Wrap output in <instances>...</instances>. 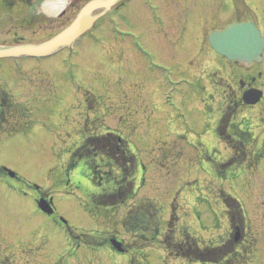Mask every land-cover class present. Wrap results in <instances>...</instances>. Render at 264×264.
I'll list each match as a JSON object with an SVG mask.
<instances>
[{"label": "rangeland", "instance_id": "obj_1", "mask_svg": "<svg viewBox=\"0 0 264 264\" xmlns=\"http://www.w3.org/2000/svg\"><path fill=\"white\" fill-rule=\"evenodd\" d=\"M46 1L7 0L8 9L0 0V45L42 43L62 32L88 2L65 0L61 12L49 16L41 10ZM244 1L235 6L232 0H139L110 16L114 7L107 14L99 9L92 14H102L96 28L71 47L45 57L0 60L1 85L29 109L10 125L32 126L0 139V174L7 169L21 179L0 178V264H124L125 257L111 249L90 250L78 242L71 247L65 226L39 209L36 188L46 199L52 196L54 214L78 229L79 240L96 231L98 238L112 234L142 247L144 264H210L176 259L167 249L182 231L202 247L231 251L217 264H264V154L256 164L260 149H242L238 156L246 167L223 166L231 150L212 134L227 103L224 95L236 101L238 82L248 75L219 57L207 37L249 20L264 33V0ZM255 68L251 73L263 71L264 60ZM260 108L264 102L242 104L234 123L257 135L263 130ZM107 131L129 140L137 157L136 194L118 205L107 198L93 201L98 187H114L106 182L109 168L92 164L89 173L81 159L72 167L80 143ZM115 169L112 174L120 175ZM98 175L106 177L102 185ZM225 202L247 221L237 240L228 233V217L239 214L224 209ZM148 203L162 206L161 215L174 221L165 226L170 232L161 228L166 241L148 243L122 224L138 213L137 204Z\"/></svg>", "mask_w": 264, "mask_h": 264}, {"label": "water", "instance_id": "obj_2", "mask_svg": "<svg viewBox=\"0 0 264 264\" xmlns=\"http://www.w3.org/2000/svg\"><path fill=\"white\" fill-rule=\"evenodd\" d=\"M116 1L92 0L79 11L73 22L56 36L41 44L0 46V58L47 56L56 52L59 48L70 46L73 41L87 32L98 19L99 16L92 15L93 11L100 8L109 9ZM209 42L219 54L247 66L252 64L253 61H260L264 49V37L260 35V31L255 28L253 23L229 25L224 31L211 33ZM254 96L250 99L245 98V101L254 103L259 98V94L255 93ZM39 207L47 213L53 212L49 203L43 199L40 200ZM113 244L120 250L119 244L115 241H113Z\"/></svg>", "mask_w": 264, "mask_h": 264}, {"label": "trees", "instance_id": "obj_3", "mask_svg": "<svg viewBox=\"0 0 264 264\" xmlns=\"http://www.w3.org/2000/svg\"><path fill=\"white\" fill-rule=\"evenodd\" d=\"M7 102L8 101L5 100V104L7 105V107H12V105H14V104L10 105L9 103L7 104ZM12 111L16 112V110H12ZM20 112L23 113L22 109L20 110ZM12 116H15V113H13ZM239 136L242 138L244 137L246 140V137L243 135V133L239 134ZM120 142H123V141H120L118 137L106 135V136H102V137H96L94 139V141H92V143H91L93 146V150L95 151V153H94L95 156H97V155L99 156V154H103V155H100V157L103 158V160L107 164V166H111L109 168L110 171L112 168L118 167L122 173L121 175L117 176L116 178L112 174L113 177L111 175L110 178H108V180H106V181L110 180L114 187H112L111 190H109V193L106 192L104 194L94 196L93 201L95 203L97 201L98 202L106 201V198H107L111 202V203H108L109 205H118L120 202H124L125 200H127L128 197L131 198V196L134 194L133 173H135V170H136V168H135L136 157L131 151H128L126 148L125 149L121 148L119 146ZM242 149H245L243 145L232 147L234 154H233L232 158L229 160V162L226 163V165L241 164L243 159L239 158L238 154L240 151H242ZM256 158L258 160L256 162V164H257L259 162V160L262 158V153L261 152L258 153L256 155ZM92 164H94V163L91 162V166H92ZM112 199H114V200H112ZM225 204L228 207L227 208L228 212H236L237 211V214H239V215H236L235 213H233V214L229 215L230 224L234 225V223H236L238 221L242 222L243 221V216H242L243 213L240 211V209H237L238 207H235L236 211H234L231 209L232 206L230 207V205H228L226 202H225ZM153 209L155 210L157 208L152 203H148V205L147 204L139 205L138 206L139 211L137 213L138 215L132 216V217H129V219H126L124 221L125 227L127 229L130 227V230L132 229L134 231L137 229H141L142 226H140V225L145 224L143 226L144 230L151 228L152 232L156 233L158 231V226H159L160 221L156 220L154 222L151 219V216L153 214ZM147 212H148V214H147ZM127 224L129 227L127 226ZM180 234H181L180 235L181 238L190 237V233L188 231H182ZM69 236H70L71 240H73V242H77V240H79L80 237H83V236H80V234L78 235L77 232H74L73 230H69ZM181 238H180L179 242L175 243V246L178 247V249H179L178 251H180V249H182L184 247L183 246L184 241ZM171 239H173V236L171 237ZM84 242L86 244H88L89 246L95 245V243H96L95 236L86 237ZM171 243H174V242H171ZM229 252H231V251H229V250L226 251L224 246H222V245L216 246V247H206L202 250L197 248V259L202 261V262H210V263L212 262L214 264H217V263L221 262L227 256V254H229Z\"/></svg>", "mask_w": 264, "mask_h": 264}, {"label": "flooded vegetation", "instance_id": "obj_4", "mask_svg": "<svg viewBox=\"0 0 264 264\" xmlns=\"http://www.w3.org/2000/svg\"><path fill=\"white\" fill-rule=\"evenodd\" d=\"M20 1V0H19ZM25 1H31L33 2V0H25ZM63 1V0H62ZM65 1V0H64ZM87 1V0H86ZM84 1V2H86ZM89 1V0H88ZM133 3L132 0H120L113 8V11H112V15L113 14H116L118 11H120L123 7H125L126 5L128 4H131ZM10 6H12L11 4L12 3H9ZM34 5V4H33ZM11 9V8H10ZM32 9V7H31ZM31 12V11H30ZM153 12V11H152ZM42 13H45V12H42ZM37 15H34V13L32 14V17H36ZM190 21L191 20V17L189 18ZM195 23V22H194ZM189 26L191 27L192 26V22L191 24H189ZM190 27L188 30H190ZM187 30V31H188ZM182 35L185 33V31L181 32ZM240 69L244 70V68L240 67ZM247 71H250V70H247ZM257 75L260 77V80L259 82H257L256 78L254 76H248L245 78V80H242L240 81L239 83V95H235L236 96V103H238V100L239 98H241L243 92L249 88H258L262 91V97L260 98V102L257 104V107L261 105L262 102H264V83L261 82V79L264 77L263 74L259 71L257 73ZM2 82V81H1ZM4 83V82H3ZM225 83V82H224ZM228 83V82H227ZM5 84V83H4ZM7 94H6V90L4 88V86L1 85L0 83V133L3 131H5V116L2 115V107L5 105V100L7 99ZM224 98L227 99V104H226V109H225V114L228 113L231 109L234 108L235 104L233 102L234 99H231V95L229 93L225 94L224 95ZM232 101V102H231ZM259 111V114H258V120H259V125H258V128L260 129L259 126L263 127V130L261 129V131L258 133L259 135H263L264 136V110L263 108H260L258 109ZM20 120V119H19ZM227 133L228 132H225V135L222 136V139L225 140V142H230V138L227 137ZM256 137L253 136L252 137V143L253 144H257V142H264V140H257L255 139ZM0 178H3L4 180L6 181H9L10 180H20L19 178L14 177V178H10L8 177V174L6 171H4L2 174H0ZM171 223L173 224L174 221H171ZM144 226V225H143ZM143 226L140 230L143 229ZM234 226H237L238 228H240V233L242 235V233L245 231V228H246V225L245 223H242V222H237V223H234V225H232V227ZM231 227V228H232ZM159 228V227H158ZM174 229V228H173ZM170 228H168V232ZM172 230V229H171ZM142 235H143V240L144 241H148V243H154L155 241H157V239L160 240V242L162 241H166V236H164V238H162V236L160 235V231H157L156 233L153 232V235L152 236H149L150 232H151V228H148L146 230H142ZM232 230L229 231V233H231ZM146 234V235H145ZM155 234V235H154ZM112 235V234H111ZM108 236V237H99L95 243V248L94 250H102V249H111V250H114L111 246V244L109 243V241L111 240V237ZM136 235V234H135ZM230 235V234H229ZM231 236V235H230ZM243 236V235H242ZM172 237V236H169V238ZM244 237V236H243ZM118 240H120L121 242V246H122V249H123V253L120 254L122 255L123 257H125V261H124V264H144V260H146V257L144 259L143 257V252H142V247H136V246H132L130 242H127L125 239H119L117 237ZM135 239V238H134ZM183 241H184V247L182 249H180V251H178V247L175 246V243H171L170 242V245L167 247V249H170L171 253L174 254V256H176V259H180V260H186L187 258H195L196 257V254H197V242L194 240V238L192 236L190 237H185V238H181ZM244 239V238H242ZM105 240V241H104ZM172 240V239H171ZM231 240V239H230ZM104 241V242H103ZM103 243H105V246L103 245ZM32 244L36 245V240L34 241L33 240H30L29 241V245L32 246ZM155 244V243H154ZM199 245V243H198ZM30 246V247H31ZM103 246V247H102ZM200 246V245H199ZM201 247V246H200ZM42 250H44V246L41 248ZM163 251L165 254H168L169 253V250L163 248ZM1 252V251H0ZM26 253V252H24ZM142 253V254H141ZM28 254L29 253H26V256L28 257ZM113 254H117V252L114 250V253ZM31 256V254H30ZM1 260V259H0ZM151 264H158V263H153V262H150ZM208 263V262H207ZM42 264V263H41ZM48 264V263H46ZM161 264V263H159ZM211 264V263H210Z\"/></svg>", "mask_w": 264, "mask_h": 264}, {"label": "bare ground", "instance_id": "obj_5", "mask_svg": "<svg viewBox=\"0 0 264 264\" xmlns=\"http://www.w3.org/2000/svg\"><path fill=\"white\" fill-rule=\"evenodd\" d=\"M136 2V3H135ZM46 4L44 5H50L49 7V12H54L56 11V9L59 7L58 4L60 3L59 0H55V1H50L49 3L48 2H45ZM139 4V0H135L133 2V5H138ZM61 5V4H60ZM60 8V7H59Z\"/></svg>", "mask_w": 264, "mask_h": 264}]
</instances>
